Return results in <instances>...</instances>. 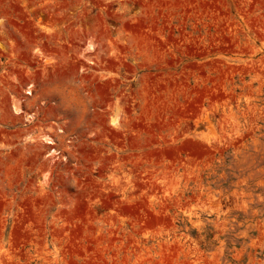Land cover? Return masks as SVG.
<instances>
[{
  "label": "rangeland",
  "instance_id": "rangeland-1",
  "mask_svg": "<svg viewBox=\"0 0 264 264\" xmlns=\"http://www.w3.org/2000/svg\"><path fill=\"white\" fill-rule=\"evenodd\" d=\"M0 264H264V0H0Z\"/></svg>",
  "mask_w": 264,
  "mask_h": 264
}]
</instances>
